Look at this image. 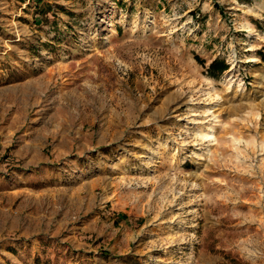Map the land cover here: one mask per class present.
<instances>
[{
	"label": "rangeland",
	"instance_id": "374dc122",
	"mask_svg": "<svg viewBox=\"0 0 264 264\" xmlns=\"http://www.w3.org/2000/svg\"><path fill=\"white\" fill-rule=\"evenodd\" d=\"M262 53L264 0H0V264H264Z\"/></svg>",
	"mask_w": 264,
	"mask_h": 264
},
{
	"label": "trees",
	"instance_id": "16d2710c",
	"mask_svg": "<svg viewBox=\"0 0 264 264\" xmlns=\"http://www.w3.org/2000/svg\"><path fill=\"white\" fill-rule=\"evenodd\" d=\"M261 55L262 59L264 60V53H262ZM228 69L229 66L228 64H226L225 61L216 59L211 63L209 67V72L211 73V75L217 77L219 75H222Z\"/></svg>",
	"mask_w": 264,
	"mask_h": 264
}]
</instances>
